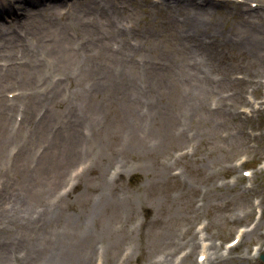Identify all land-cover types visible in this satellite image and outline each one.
<instances>
[{
    "label": "rangeland",
    "instance_id": "374dc122",
    "mask_svg": "<svg viewBox=\"0 0 264 264\" xmlns=\"http://www.w3.org/2000/svg\"><path fill=\"white\" fill-rule=\"evenodd\" d=\"M136 2L149 11L140 10L133 25L152 31L142 39L141 54L158 60L178 53L174 25L181 27L185 13L171 23L164 12L151 10L153 0ZM52 3L32 1L45 9L33 18L56 19L47 12ZM213 3L204 12L210 36L191 35L199 38L192 40L197 52L184 71L174 64L173 76L140 74L87 99L77 97L88 121L63 114L67 101L56 106L59 116L48 120L45 134L25 124L19 129L20 100L6 119L10 133L0 135V192L5 185L18 188L2 207L20 212L7 216L9 222L0 218V264H195L203 239L223 253L237 227L255 220L244 244L224 258L219 252L212 264H264L250 256L251 245H264V104L253 109L247 99L251 90L260 99L264 88V0ZM22 16H0V29L11 26L3 30L5 38L20 34V45L36 47L15 26ZM70 81L64 83L67 93L75 89ZM18 88L4 89V97ZM69 115V133L82 140L72 162L61 151L64 176L52 185L59 155L48 149ZM39 168L46 172L41 185L28 194ZM245 169H253L252 177L242 175ZM33 216L42 219L43 236L29 221Z\"/></svg>",
    "mask_w": 264,
    "mask_h": 264
},
{
    "label": "bare ground",
    "instance_id": "6f19581e",
    "mask_svg": "<svg viewBox=\"0 0 264 264\" xmlns=\"http://www.w3.org/2000/svg\"><path fill=\"white\" fill-rule=\"evenodd\" d=\"M32 1L41 0H0V16L23 15L21 23L15 26L27 36L31 35L36 43V47L26 43L20 45L18 40L20 34L5 38L7 34L3 30H8L11 26L8 29H0V41L4 42V46L0 47V135H3L2 137L10 133L7 130L6 119L16 107L21 105L19 103L21 99L24 113L18 128L22 129L25 124V127L32 131H43L45 134L48 120L59 116L55 109L57 105L63 106L68 101L69 103H66L68 111L63 114L70 112L77 117V122L81 123L89 119L86 120L87 107L74 101L77 97V101L80 100L79 98L87 99L88 96L101 93L103 86L107 88L113 83L129 81V78L134 79L140 74L173 76L171 67L174 64L179 72L184 71L185 63L188 64L187 60L193 58L194 53L197 52V48L192 44L195 38L191 39V35L195 34L198 37L205 35L203 36L205 38L210 36L206 33L208 25L204 12L209 6H215L213 0H203L201 4H198L197 0H160L158 4L150 3L151 10L156 15L159 11L164 12L167 15V21L171 23L176 13L184 12L187 16L180 22L181 27L174 25L176 31L173 37L179 40V52L154 60L145 58L141 54L147 42H142V39L151 38L152 31L131 26L137 20L140 10L148 13L147 5H141L136 0H51L53 3L47 12L55 14L57 20L52 16L45 20L41 19L40 23L33 16L45 12V9L39 7L40 3L32 4ZM0 21H3L2 17ZM45 62H49L50 71L45 70ZM75 75L78 80L73 83L70 78ZM67 80L75 88L69 93L64 85ZM82 82L86 85L85 87ZM10 86L20 87L16 90L23 89L22 93L13 100L4 97L3 94L4 89ZM16 90L7 91V93ZM11 102H13L12 106H10ZM69 116L63 120L62 127L56 126L55 135L52 137L55 141L48 149L50 154L59 155L58 163L56 166L54 163L51 171L52 179L54 178L50 181L52 185H57L60 178L64 176L62 170L65 166L62 164L58 166L62 162L61 151H65L68 161L72 162L71 158L77 154V145L82 140L81 137L69 133L71 126L74 125L72 115ZM2 144L3 142H0V148ZM45 173L44 170L37 169L32 176L34 178L32 186L26 188L28 194H33L32 189L41 185L40 180ZM6 182L9 181L6 180ZM11 185L13 188L5 189V185L0 192V218L6 217L8 222L10 220L7 216L20 215L19 210L15 208L10 211V208L4 210V206L2 207L5 197L11 194L9 191L15 192L18 189L15 185ZM21 191L23 192V189ZM7 204L8 202L5 205ZM21 204L26 206V202ZM32 219L36 227L40 228L39 235L43 236L42 219L33 216L29 220L33 227L35 226ZM12 242L15 241L12 240ZM3 251L0 248V252L3 253Z\"/></svg>",
    "mask_w": 264,
    "mask_h": 264
}]
</instances>
